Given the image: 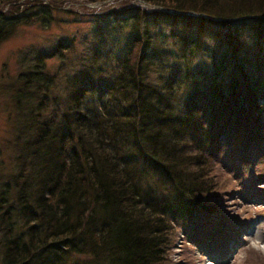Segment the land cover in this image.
Masks as SVG:
<instances>
[{
	"label": "trees",
	"instance_id": "trees-1",
	"mask_svg": "<svg viewBox=\"0 0 264 264\" xmlns=\"http://www.w3.org/2000/svg\"><path fill=\"white\" fill-rule=\"evenodd\" d=\"M56 1L0 0V42L47 25ZM142 1L149 10L125 0L92 14L118 29L59 39L18 73L1 264H166L172 221L222 242L219 201L235 183L221 185L216 160L229 148L245 192L264 177V0ZM79 41L89 45L69 57Z\"/></svg>",
	"mask_w": 264,
	"mask_h": 264
},
{
	"label": "rangeland",
	"instance_id": "rangeland-1",
	"mask_svg": "<svg viewBox=\"0 0 264 264\" xmlns=\"http://www.w3.org/2000/svg\"><path fill=\"white\" fill-rule=\"evenodd\" d=\"M124 1L108 0L99 4L90 3L93 1L89 0H59L51 3L52 8L46 13L47 25H43L41 21L21 24L0 42V192L3 183L16 179L17 169L13 161L12 146L21 114L13 98L15 88L19 84L18 73L33 62L35 52L51 49L59 39L67 41L73 35L78 39L88 34L91 40L99 36L102 31L100 26L103 25L107 26L103 31L112 34L113 30L118 29L116 21L105 14H99L98 18L92 14L119 8ZM129 2L150 9L142 0ZM175 28L181 29V26L176 25ZM87 45V41H79L75 48L67 51L68 56L76 57ZM46 62L53 72L60 63L56 54L47 57ZM69 67L67 62L59 70L62 72ZM229 149L216 160L221 185L225 187L228 183H235L234 191L225 193L219 201L221 211L228 218L227 222L214 225L222 236V242L217 243L208 229L199 235L184 228V224L172 221L173 226L165 233L166 236L169 234L170 238L165 252L166 264H264V192L258 190L264 187V177L256 180L255 191L252 189L245 192L244 186L237 184L231 177V172L226 170V167L230 166L228 156L232 153ZM260 160L255 159L256 173L264 171V164L262 166ZM11 217V220L18 219L20 223L15 229L23 224L24 219L17 210ZM2 239L3 230L0 228V245Z\"/></svg>",
	"mask_w": 264,
	"mask_h": 264
},
{
	"label": "flooded vegetation",
	"instance_id": "flooded-vegetation-1",
	"mask_svg": "<svg viewBox=\"0 0 264 264\" xmlns=\"http://www.w3.org/2000/svg\"><path fill=\"white\" fill-rule=\"evenodd\" d=\"M13 221V231L15 234L19 235V233H23L24 234V226H22L23 224H21V226L19 228H14L16 225H19L20 223L18 222V219L12 220ZM25 236V235H24ZM18 237V236H17ZM25 242V240H23V243Z\"/></svg>",
	"mask_w": 264,
	"mask_h": 264
}]
</instances>
